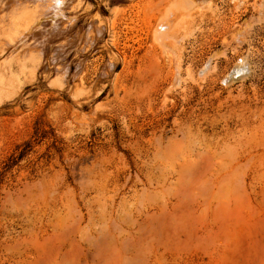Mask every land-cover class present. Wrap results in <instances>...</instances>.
Returning a JSON list of instances; mask_svg holds the SVG:
<instances>
[{
    "label": "rangeland",
    "instance_id": "rangeland-1",
    "mask_svg": "<svg viewBox=\"0 0 264 264\" xmlns=\"http://www.w3.org/2000/svg\"><path fill=\"white\" fill-rule=\"evenodd\" d=\"M65 12L0 52V264H264V0Z\"/></svg>",
    "mask_w": 264,
    "mask_h": 264
},
{
    "label": "bare ground",
    "instance_id": "bare-ground-1",
    "mask_svg": "<svg viewBox=\"0 0 264 264\" xmlns=\"http://www.w3.org/2000/svg\"><path fill=\"white\" fill-rule=\"evenodd\" d=\"M1 1L2 0H0V2ZM27 1H29V0H23V1L22 0H6L3 3H0V52L2 50L8 49V47H10V48L13 47L14 48L13 51L16 52L17 49L15 47L17 44L22 43V46H24L26 44L25 40L27 39L29 34H31L33 32H34V34H36L37 32L39 33V31H41L40 29L42 27H44L43 21H46V22L48 21L47 24H50L49 27L52 30H54V28L56 26H58V24L63 23V25H64V24L70 22V20H71V17L69 15H67V13L65 12V8L67 7V1L68 0H30L31 2L29 1V3H31V4H29ZM25 2H27V4ZM2 12H3V14H2ZM7 13H8V18L6 17ZM167 14H168V12H167ZM72 21H73V19H72ZM62 29H65V28L63 27ZM161 45H163V44H161ZM25 49L30 50V46H25ZM5 51H7V50H5ZM13 51H11V52H13ZM31 51H32V49H31ZM31 51H30V53H31ZM36 52L35 53L32 52L33 55L36 54ZM12 54L13 53H11V55ZM24 54H25V52H24ZM24 54H23V57L25 56ZM27 54H29V52ZM16 55H18V53ZM36 59H38V58H36ZM240 62H243V61L241 60ZM4 63H6V62L4 61ZM1 66H2V64H0V67ZM1 69L2 68H0V70ZM31 69L35 71V69H33V68H31ZM233 73H236V72H234V70H233ZM229 76H231V75H229ZM52 80H54V78ZM55 80H58V79H55ZM59 84H61V82Z\"/></svg>",
    "mask_w": 264,
    "mask_h": 264
}]
</instances>
